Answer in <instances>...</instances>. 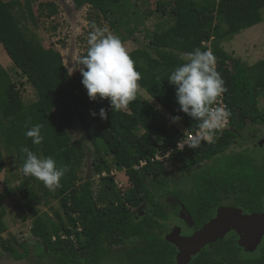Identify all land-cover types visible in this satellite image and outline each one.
Wrapping results in <instances>:
<instances>
[{"label":"trees","instance_id":"obj_1","mask_svg":"<svg viewBox=\"0 0 264 264\" xmlns=\"http://www.w3.org/2000/svg\"><path fill=\"white\" fill-rule=\"evenodd\" d=\"M73 1L77 8L87 5L108 21L123 43L155 13L164 17L167 28L158 25L148 35L146 48L129 54L141 74L139 90L171 116L179 115L178 123L185 132L165 119L139 91L134 102L118 111L111 109L107 99L91 101L81 73L70 75L58 49L45 47L37 35L23 29L18 18L22 3L0 0V45L37 96L26 105L11 76L0 66V177L8 153L21 171L19 186L10 192L22 196L16 206L27 210L23 221L32 220L30 233L35 240L3 238L8 229L2 203L6 196H2L0 251L19 262L29 258L33 245L41 259L49 257L55 264H103L113 249L137 240L139 247L127 253L128 264H177L178 249L164 235L168 217L162 202L166 197L175 200L176 214L180 205L186 209L197 229L215 214L218 194L236 195L248 212L258 213L263 207L264 164L258 167L247 151L230 155L227 151L236 144L245 121L264 126V60L250 66L228 53L223 44L264 22V0H167L159 1L155 12L139 8L132 0ZM44 8L49 17L58 14L53 3L41 4L40 10ZM131 22L128 37L122 36L120 30ZM196 48L210 50L216 58V70L227 88L224 95L231 126L215 132L211 143L199 141L198 147L180 151L178 143L186 133L199 130V123L178 111L175 88L168 77L185 62L181 57ZM101 108L107 119L90 115ZM76 122L85 139L75 142L68 128ZM37 123L43 126L40 145L25 135ZM22 147L68 167L60 187L50 190L23 174ZM171 150L168 159L157 160ZM85 162L89 172L83 179L80 173ZM171 166L178 169L174 174L168 170ZM113 167L125 172L126 191L116 184ZM95 177H100L98 187ZM42 206L48 210L43 212ZM144 206L148 210L144 217H140L141 211H133ZM214 247L215 256L200 253L190 264H264V249L256 259L241 258L236 238L219 240Z\"/></svg>","mask_w":264,"mask_h":264},{"label":"rangeland","instance_id":"obj_2","mask_svg":"<svg viewBox=\"0 0 264 264\" xmlns=\"http://www.w3.org/2000/svg\"><path fill=\"white\" fill-rule=\"evenodd\" d=\"M10 1V0H5ZM22 3V9L19 12L18 18L22 22L23 29L27 28L31 33L37 35L45 47H55L58 49L63 57L66 68L70 75L74 77L80 73L78 70V59L81 55L87 52L88 33L92 30L91 25L95 23L101 28L108 30V33L119 36L114 32L109 24L105 22L102 17H97L96 12L89 6L77 8L73 0H18ZM134 4H137L139 8L146 10L151 9L155 12L157 3L159 1L167 0H132ZM53 3L58 7V14L55 17L48 16V10H40L41 4ZM147 2V3H146ZM146 3V4H145ZM264 18V11H263ZM164 17L161 14L155 13V16L146 22V26L141 27L133 37L127 36V29L133 27V22L129 27L125 26L120 30L122 36L128 37L127 42H124L128 52H132L139 48H146L149 38L148 35L154 32L158 25L162 26V29H166L167 25L164 23ZM120 38V36H119ZM0 45V66L3 67L11 76L14 84L20 91L23 101L26 105H30L37 100L34 89L27 84L25 78L15 68L13 62L7 56L5 50ZM224 49L233 55L235 58L240 59L248 65H254L259 61L264 60V22L254 28L245 30L240 35L234 37L232 41H227L223 44ZM141 97L150 102L154 107L160 109L161 115L169 122L170 114L164 109L160 108L151 97L143 90H138ZM263 98H261V101ZM172 123V122H171ZM179 130L184 131V127L177 123H172ZM264 129L263 127H259ZM234 133H237L234 129H231ZM72 139L76 142L78 140L85 139V135L80 128L78 122L73 127L68 128ZM187 132V131H186ZM235 143L228 151L230 155L235 152H246L252 161L260 163L264 159V146L255 147V143L259 142L261 131L255 130L254 127L248 122L243 128L241 133L237 135ZM214 137H212L213 141ZM6 170L0 177V199L2 196H6L2 203L6 210V217L4 219L7 224L8 231L3 235L4 239H10L15 237L19 242L35 241L31 236L30 230L32 226V220L23 221V214L27 213V210L23 208L19 210L16 206V200L22 201L21 195H14L12 190H15L21 182V171L15 158L8 153L5 154ZM168 164V163H167ZM89 163L85 162L80 176L83 179L87 178L89 172ZM169 172L173 173L175 170L173 166L168 167ZM112 175L115 176L116 184L119 189L126 191L129 186L128 178L125 172L118 171L115 167L111 169ZM180 178V177H179ZM100 177H95V186L98 187ZM179 183L180 179L177 180ZM10 192V193H9ZM163 207L165 208L166 216L168 217L167 228L164 230L165 237L170 235L175 228H181L182 234L184 231H189L192 228V222L188 217L185 210L181 208L180 214H176L174 211L175 200L171 197H166L163 200ZM235 199L224 198L219 206L236 205ZM56 208V203H53ZM227 208V207H225ZM42 211L48 210L47 207L42 206ZM134 212L142 210H133ZM148 211V210H147ZM220 211V210H219ZM234 231V230H233ZM183 236V235H182ZM138 246L137 240H133L121 249H113L110 253L111 256L105 259L103 264H128L130 258L127 253ZM260 247V246H259ZM253 254V253H252ZM0 264H55L51 258L41 259L39 257V251L31 245L30 256L26 260L14 261L0 251Z\"/></svg>","mask_w":264,"mask_h":264},{"label":"clouds","instance_id":"obj_3","mask_svg":"<svg viewBox=\"0 0 264 264\" xmlns=\"http://www.w3.org/2000/svg\"><path fill=\"white\" fill-rule=\"evenodd\" d=\"M91 28L87 52L77 62L83 77L81 83L91 101L99 97L107 99L113 111L124 109L137 99L141 74L119 36L108 33L107 29L95 23ZM181 58H186L185 62L171 71L168 77V83L175 88L178 111L198 121L204 137L211 139L214 130L231 115L226 105L217 104L218 98L227 92L225 81L216 70V58L210 50L196 48ZM90 115L107 119L104 108L98 114L92 111ZM170 120L177 123L181 117L170 116ZM42 127L37 123L25 133L34 145H40L44 140ZM188 146L196 148L199 144L197 141ZM21 151L25 154L22 164L25 176L43 182L50 190L60 187L62 177L69 171L66 165L57 166L53 157L38 156L27 147H22Z\"/></svg>","mask_w":264,"mask_h":264},{"label":"water","instance_id":"obj_4","mask_svg":"<svg viewBox=\"0 0 264 264\" xmlns=\"http://www.w3.org/2000/svg\"><path fill=\"white\" fill-rule=\"evenodd\" d=\"M262 145L264 141L255 144ZM232 230L238 234L241 248L249 253L256 252L264 239V212L246 215L239 209L223 208L215 219L192 236H182V229L175 228L166 240L178 249L177 264H190L206 246L224 239Z\"/></svg>","mask_w":264,"mask_h":264},{"label":"flooded vegetation","instance_id":"obj_5","mask_svg":"<svg viewBox=\"0 0 264 264\" xmlns=\"http://www.w3.org/2000/svg\"><path fill=\"white\" fill-rule=\"evenodd\" d=\"M250 123L251 124V126L252 127H254L255 128V130H260L261 131V136H260V140H259V142L260 141H264V129H261V128H258V126L260 127V125H255V123L252 121V120H247V121H245L244 122V127L247 125V123ZM261 127H263L264 128V126H261ZM238 137V136H237ZM237 144V143H236ZM256 144V143H255ZM254 144V145H255ZM262 146H264V145H262ZM255 147H257V146H255ZM261 147V146H260ZM263 164H264V161H262V162H260V163H257V165H258V167H262L263 166ZM175 170H178V169H175ZM174 170V171H175ZM173 174H174V172H173ZM224 198H226V199H235V201H236V205H230V206H225V207H227V208H231V209H239L243 214H246V215H252V214H262L263 212H264V203H263V207H262V210L260 211V212H258V213H252V212H248L247 210H245L244 208H243V206L241 205V202L238 200V198H237V196L236 195H234V194H218V198H217V200H216V209H215V214L213 215V217H211V219L208 221V222H206L201 228H199V229H197V227H196V225H195V223H194V220L191 218V216L188 214V212L186 211V213H187V215H188V217L190 218V221L192 222L191 224H192V228H191V230H189V231H184L183 230V236H185V237H190V236H192L195 232H197V231H199V230H201L206 224H208L211 220H213V219H215L216 218V216H217V214H218V211L219 210H221V209H223V208H225L224 206H219V204H220V202L224 199ZM181 206V208H182V205H180ZM181 208H180V211L178 212V214H180V212H181ZM148 211H147V208L144 206L143 207V210L140 212V217H144L145 215H146V213H147ZM139 218V217H138ZM229 239V238H236V241H237V244H238V246H239V236H238V234L235 232V231H230L228 234H227V236L224 238V239ZM214 244L215 243H213V244H210V245H208V246H206L200 253H205V254H208V255H210V254H213L214 256H215V253H216V249H215V247H214ZM263 245H264V239H263V241H262V244H261V246L258 248V250L256 251V252H254L253 254L252 253H249V252H247L245 249H243V248H241V247H239L240 248V257L241 258H243V259H256L260 254H262L263 253ZM199 253V254H200ZM198 254V255H199Z\"/></svg>","mask_w":264,"mask_h":264},{"label":"built area","instance_id":"obj_6","mask_svg":"<svg viewBox=\"0 0 264 264\" xmlns=\"http://www.w3.org/2000/svg\"><path fill=\"white\" fill-rule=\"evenodd\" d=\"M217 104L219 105H226V102H225V95L223 94L220 98H218L217 100ZM228 108V106H227ZM231 126V119H230V116L228 117L227 121L218 129L214 130V133L215 132H218V131H222V130H227L229 129ZM214 137V136H212ZM196 141H205V142H208V143H211L212 142V138L211 139H207L204 137L203 133L201 132V130H197L196 132L194 133H186L185 134V137L178 143L177 145V149L180 150V151H183L185 148L189 147L188 145L192 144L193 142H196ZM173 153V150L169 151L166 155L165 158H161V157H157V160H164V159H168L169 156ZM142 165H144V163H142Z\"/></svg>","mask_w":264,"mask_h":264},{"label":"crops","instance_id":"obj_7","mask_svg":"<svg viewBox=\"0 0 264 264\" xmlns=\"http://www.w3.org/2000/svg\"><path fill=\"white\" fill-rule=\"evenodd\" d=\"M2 48V47H1Z\"/></svg>","mask_w":264,"mask_h":264}]
</instances>
